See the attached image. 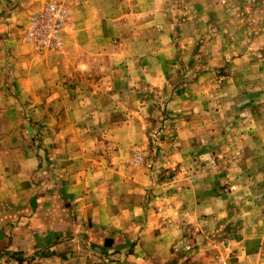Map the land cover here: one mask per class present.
<instances>
[{
  "label": "rangeland",
  "instance_id": "374dc122",
  "mask_svg": "<svg viewBox=\"0 0 264 264\" xmlns=\"http://www.w3.org/2000/svg\"><path fill=\"white\" fill-rule=\"evenodd\" d=\"M98 1L46 50L24 29L64 2L0 0V214L59 138L111 217L135 209L54 264H264V0Z\"/></svg>",
  "mask_w": 264,
  "mask_h": 264
},
{
  "label": "crops",
  "instance_id": "0c3cea01",
  "mask_svg": "<svg viewBox=\"0 0 264 264\" xmlns=\"http://www.w3.org/2000/svg\"><path fill=\"white\" fill-rule=\"evenodd\" d=\"M62 1L71 9V17L81 14L82 5L89 6L94 13H98V8H95L99 3L97 0ZM105 1L110 4L118 2L100 0L101 3ZM22 22L25 23V20ZM56 142L62 145L48 149L50 165L46 171L49 178L43 177L45 170H40L36 172V178H33V185L28 179L22 180L17 192L15 191L18 199L22 200L18 203V208L14 212L5 211L0 214V264H54L66 259L73 261L78 254L74 252L81 250V257L91 254L89 244L96 245L92 247L95 250L92 259H98L99 247L104 245L103 239L114 242V237L120 236L128 226L135 204L129 207L116 205L121 217H111L112 211L108 210L104 199L108 191L104 193L102 189L103 193H100L101 189L98 190L94 177L99 174L93 173L86 181L83 174L90 175L89 171H77L76 167L73 172L74 162L71 159H76L77 156L69 155L68 141L58 138ZM76 163L81 164L79 161ZM30 187L38 193L35 197L34 193L33 197L30 196ZM85 189H91V193ZM93 189L96 192H93ZM116 197L119 201L120 196ZM89 230L90 237L86 241L82 233L88 234ZM99 242L102 246L98 245ZM70 251H73V254ZM128 261L125 257V262Z\"/></svg>",
  "mask_w": 264,
  "mask_h": 264
},
{
  "label": "built area",
  "instance_id": "2783aa9c",
  "mask_svg": "<svg viewBox=\"0 0 264 264\" xmlns=\"http://www.w3.org/2000/svg\"><path fill=\"white\" fill-rule=\"evenodd\" d=\"M68 16L63 3H47L37 10L27 22L24 41L40 49H57Z\"/></svg>",
  "mask_w": 264,
  "mask_h": 264
}]
</instances>
